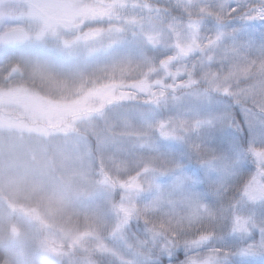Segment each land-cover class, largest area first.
I'll use <instances>...</instances> for the list:
<instances>
[{
    "label": "rangeland",
    "instance_id": "374dc122",
    "mask_svg": "<svg viewBox=\"0 0 264 264\" xmlns=\"http://www.w3.org/2000/svg\"><path fill=\"white\" fill-rule=\"evenodd\" d=\"M159 1L0 0L1 244L7 238L30 245L39 264H122L129 249L138 250L136 230L122 223L125 210L129 218L143 211L157 185L167 191L183 178L212 202V189L194 182L216 177L217 169L247 174L261 158L238 151L226 116L215 120L214 135L207 126L194 127L231 101L214 96L210 104L155 107L143 94L114 99L135 94L131 84L146 75H162L152 57L171 54L165 45L195 39V17L181 26L164 9L201 0ZM217 27L208 17L202 30ZM224 27L237 30L241 41L264 36L260 21L229 20ZM11 28L24 29L26 38L9 49L3 34ZM133 31L136 42L117 43L122 36L132 41ZM250 74L242 89L264 79L255 69ZM236 115L243 120L239 110ZM173 117L189 123H169L165 130L175 135L163 137L158 122ZM221 139L224 146L216 142ZM254 147L264 156V145Z\"/></svg>",
    "mask_w": 264,
    "mask_h": 264
},
{
    "label": "snow or ice",
    "instance_id": "6c2138e0",
    "mask_svg": "<svg viewBox=\"0 0 264 264\" xmlns=\"http://www.w3.org/2000/svg\"><path fill=\"white\" fill-rule=\"evenodd\" d=\"M164 11L178 19L181 26L195 17V39L183 46L165 45L172 49L171 54L152 57L153 63L159 65L156 71L162 75L152 72L155 79L146 75L131 84L135 94L121 93L114 99H135L143 94V102L155 107L169 101L177 105L186 101L210 104L214 96L231 101L224 103L223 111L215 117L195 120L194 127L207 126L214 135L215 120L223 122L226 116L227 127L237 133L238 151L261 158L253 159L252 171L247 174L217 169L216 177L194 182L201 189L205 183L207 190L212 189V202H207L202 192L195 191L183 178L167 191L166 186L157 185V190L146 197L154 195L155 199L143 211L129 218L125 210L122 223L126 230H136L138 250L129 249L130 259L122 264H264V156L254 147L264 145V98H256L257 91L264 93V79L251 88L240 87L253 79L251 69L264 77V36L259 43L251 38L241 41L236 38L237 30L224 27L227 21L236 19L264 22V0H217L215 4L201 0L187 6L169 4ZM208 17L218 27L204 32L203 22ZM132 35V41L122 36L117 43L136 42V32ZM143 45L161 47L146 42ZM202 84L207 85L203 90ZM237 110L242 121L236 116ZM177 122L184 128L189 119L160 120L161 135L173 137L174 131L165 129L169 123L175 127ZM216 142L225 145L222 139Z\"/></svg>",
    "mask_w": 264,
    "mask_h": 264
},
{
    "label": "trees",
    "instance_id": "16d2710c",
    "mask_svg": "<svg viewBox=\"0 0 264 264\" xmlns=\"http://www.w3.org/2000/svg\"><path fill=\"white\" fill-rule=\"evenodd\" d=\"M157 3L161 2L157 0ZM205 24L211 25L212 23L206 22ZM254 37H252L251 39L256 40V42L260 41L258 37ZM1 239L2 238H0V240ZM6 239L7 238H4L3 243H0V262L2 264H39L38 260H33V258L31 257L33 248L30 245L23 242H7Z\"/></svg>",
    "mask_w": 264,
    "mask_h": 264
},
{
    "label": "water",
    "instance_id": "95a60500",
    "mask_svg": "<svg viewBox=\"0 0 264 264\" xmlns=\"http://www.w3.org/2000/svg\"><path fill=\"white\" fill-rule=\"evenodd\" d=\"M24 38V32L21 29L14 28L5 32L4 39L9 45H14ZM14 230V229H13Z\"/></svg>",
    "mask_w": 264,
    "mask_h": 264
}]
</instances>
